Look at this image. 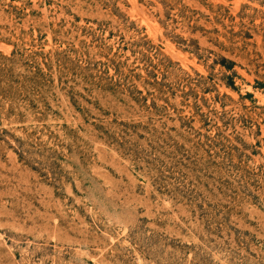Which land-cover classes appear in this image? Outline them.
<instances>
[{
    "label": "rangeland",
    "instance_id": "rangeland-1",
    "mask_svg": "<svg viewBox=\"0 0 264 264\" xmlns=\"http://www.w3.org/2000/svg\"><path fill=\"white\" fill-rule=\"evenodd\" d=\"M0 264H264V0H0Z\"/></svg>",
    "mask_w": 264,
    "mask_h": 264
}]
</instances>
